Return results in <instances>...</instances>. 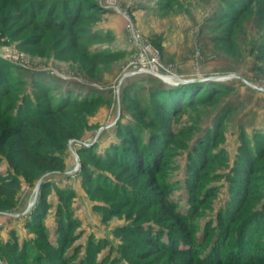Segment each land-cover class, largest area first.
Listing matches in <instances>:
<instances>
[{
    "label": "rangeland",
    "instance_id": "rangeland-1",
    "mask_svg": "<svg viewBox=\"0 0 264 264\" xmlns=\"http://www.w3.org/2000/svg\"><path fill=\"white\" fill-rule=\"evenodd\" d=\"M23 2L0 0V89L46 148L18 158L13 138L0 153V264H200L216 247L260 264L264 0H89L72 34ZM139 44L158 74L120 88Z\"/></svg>",
    "mask_w": 264,
    "mask_h": 264
},
{
    "label": "trees",
    "instance_id": "trees-1",
    "mask_svg": "<svg viewBox=\"0 0 264 264\" xmlns=\"http://www.w3.org/2000/svg\"><path fill=\"white\" fill-rule=\"evenodd\" d=\"M88 1L89 0H24L23 4H25L26 6L23 8L22 12L24 14V17L33 20H38L40 17V23L42 25L41 27L43 30L50 31L57 29L67 31L68 33L72 34L73 28L75 27V23H78L82 18H85L86 15H90L89 12L83 13L84 11H86L84 8L86 4L91 6L90 8H87L88 11L95 10L93 2ZM54 5L56 6L54 7ZM112 55L113 54H111L110 56ZM93 60H97V57L93 58ZM9 81L10 80L7 77H4L3 74L0 73L1 85L7 83L9 84ZM2 92L3 89H0V153L5 152L6 146L13 138H19L23 145V147L18 153V158H22L23 156L27 155L28 150L26 147H28L30 144H35L37 146L36 148H46V146L42 144H37L39 142H29L31 136H33L34 133L30 131H35L34 129H40L39 126L35 125L36 127H31V130L28 131V128L26 129V127H28L29 125L28 119L31 117V115H29L28 112L25 113L22 109L20 110V112L18 111L19 114L17 116H14L13 113L16 110L17 103L12 102L10 104L5 105L2 100V96H4L3 98H5L7 94L3 95ZM51 104L52 103L49 104L48 109H53V106ZM62 110V108H59L56 111L49 110L47 113H43L41 110V114H36V116L40 117L46 114L55 115L56 113H61ZM133 143L136 145L135 141H133ZM135 145L131 148L134 149L132 155L134 157L133 159L135 160V163L138 165L140 171L150 176L151 179L155 182L154 184H156V173L152 169L144 170L145 157ZM28 156V159H32L33 163H35L36 165L45 166L49 169L54 170L63 168V166L61 165L62 163L59 162L54 155H44L39 152L30 153L29 151ZM1 185L2 184L0 182V194L2 197H6V195L10 192L7 188L2 187ZM12 186H16L15 181L12 183ZM170 210L174 211L175 206L171 205ZM175 218L179 221L181 226H184V224H182V220L180 219V214L175 213ZM262 245H264V242H262ZM207 247L209 248L210 245ZM215 249L216 250L210 255L209 253H206L207 256H205V258L201 259L200 257V264H248V262L252 263L244 258L245 252L241 247L235 250L234 252H230L227 255L223 254L222 250L220 251L219 247H216ZM254 253H256V255H260L258 256L259 259H256V261L260 264L264 263V246L256 248V250H254ZM222 254L223 257L225 256L226 258H222Z\"/></svg>",
    "mask_w": 264,
    "mask_h": 264
},
{
    "label": "built area",
    "instance_id": "built-area-1",
    "mask_svg": "<svg viewBox=\"0 0 264 264\" xmlns=\"http://www.w3.org/2000/svg\"><path fill=\"white\" fill-rule=\"evenodd\" d=\"M141 47V54H140V59H139V63L136 64L133 68V70H131L130 72H127L122 78H121V84H120V88L122 83L128 79L131 76H135V75H139V74H158L155 66L156 60L154 58H151L149 50L146 47H143L141 44H139ZM146 60H148V62H146Z\"/></svg>",
    "mask_w": 264,
    "mask_h": 264
},
{
    "label": "water",
    "instance_id": "water-1",
    "mask_svg": "<svg viewBox=\"0 0 264 264\" xmlns=\"http://www.w3.org/2000/svg\"><path fill=\"white\" fill-rule=\"evenodd\" d=\"M160 78H163L167 82V78H164L163 76H159ZM168 83V82H167Z\"/></svg>",
    "mask_w": 264,
    "mask_h": 264
}]
</instances>
